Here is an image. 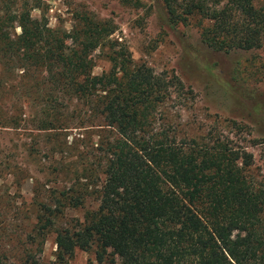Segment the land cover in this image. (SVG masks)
Wrapping results in <instances>:
<instances>
[{"label":"trees","instance_id":"obj_1","mask_svg":"<svg viewBox=\"0 0 264 264\" xmlns=\"http://www.w3.org/2000/svg\"><path fill=\"white\" fill-rule=\"evenodd\" d=\"M229 1L233 9H220L200 30L202 42L214 51L259 47L264 9L255 0ZM163 3L171 27L196 5ZM31 8L27 0H0V93L20 86L33 110L24 114L17 101L0 127L24 123L59 136L46 152L70 149L75 158L48 169L62 178L59 187L30 201L27 249L12 257L1 248L0 264H43L35 253L49 234L52 264H66L75 250H109L118 264H264V181L248 173L250 156L218 139H177L158 125L170 92L182 90L177 78L129 67L123 51L108 54L109 70L92 75L91 53L111 29L86 19L70 31L50 28L43 13L30 17ZM14 71L18 85L9 80ZM73 130L94 135L85 152L72 146L78 137L66 141ZM86 195L96 208L66 219L63 210L81 207Z\"/></svg>","mask_w":264,"mask_h":264},{"label":"rangeland","instance_id":"obj_2","mask_svg":"<svg viewBox=\"0 0 264 264\" xmlns=\"http://www.w3.org/2000/svg\"><path fill=\"white\" fill-rule=\"evenodd\" d=\"M27 2L32 6L30 17L37 19L43 13L50 28L70 31L78 21L86 19L111 29L104 46L91 53L92 75L109 70L108 54L123 51L129 67L145 66L155 74L177 78L182 90L170 92L160 108V117L159 111L156 116L158 125L177 139H218L228 143L250 156L248 173L256 181H264V34L257 48L219 51L212 50L199 36L201 29L211 27L213 14L220 9H233L229 0H192L196 3L194 14L185 23L172 27L166 22L163 0ZM255 5L264 9V0H255ZM13 33L18 34L19 29L15 28ZM17 74L14 71V77L9 79L13 85L20 82ZM26 97L21 95L20 86L5 90L4 95L0 93V123L11 117V109L19 105L17 101L23 103L24 114L30 115L33 110L27 108ZM26 115L22 117L27 119ZM29 128L24 123H20L19 129L0 127V249L10 250L12 257L27 249L26 218L33 210L30 201H42L48 194L43 190L60 185L62 178L49 174L48 169L55 168L62 157H68L69 162L75 158V151L70 149L60 155L56 150L49 154L46 148L61 137L47 138L48 134ZM77 133L71 131L66 141L78 137L83 141L72 146L85 152V146L94 142L95 137L76 136ZM91 191L86 189V194ZM96 205L93 196L86 195L81 207L65 208L63 215L66 219L81 220L84 212ZM39 249L35 253L39 261L52 264V234L44 237ZM66 264H118V260L109 250H75Z\"/></svg>","mask_w":264,"mask_h":264}]
</instances>
